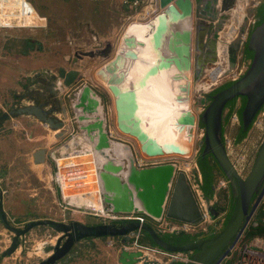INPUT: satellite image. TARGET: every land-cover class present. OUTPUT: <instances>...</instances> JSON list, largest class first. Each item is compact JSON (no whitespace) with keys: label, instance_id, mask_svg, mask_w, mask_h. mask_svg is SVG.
Wrapping results in <instances>:
<instances>
[{"label":"water","instance_id":"obj_1","mask_svg":"<svg viewBox=\"0 0 264 264\" xmlns=\"http://www.w3.org/2000/svg\"><path fill=\"white\" fill-rule=\"evenodd\" d=\"M234 3L235 0H158L159 11L154 15L157 20V33L148 38L129 34L125 37L132 41L142 38L144 43L149 39L155 52L153 59L145 57L147 50L143 49L138 59H132V54L120 46L121 41L118 52H114L112 56L109 54L111 44L108 41L104 46L97 44L93 50L81 51L77 54L104 58L105 76L113 99L116 127L123 134L136 139L143 155L181 156L189 149L180 143L158 137L148 128L147 121L139 108L140 85L156 81L163 68H174L176 72L171 76L174 81L179 75L184 77L189 73L191 75L193 70L195 79L205 75L208 65L217 62L216 45L219 32L230 18L229 12ZM257 6L250 7L247 12H253ZM246 20L247 18L243 19L238 32L229 44V70L234 65L237 52L242 50L245 44L247 49L252 51L247 68L229 86L209 95L215 86L213 85L209 92H204L203 98H200V103L204 105L199 116L204 127L203 137L198 142L201 156L211 154L217 167L228 179L232 202L227 221L216 233L206 238L175 244L163 239L160 235L162 232L147 221L85 224L78 220L65 222L44 218L34 219L26 222L22 227H17L11 223L3 209L0 190V221L12 233L10 244L2 255L12 254L19 246L23 235L33 227L45 224L50 225L59 235L52 245L54 249L37 264H54L60 259L66 261L74 245L86 238L118 236L122 244H125L130 241V233L138 229L148 234L154 244L163 250L188 252L190 260L185 264H218L229 255L250 223L264 195V135L245 177H241L231 164L222 141V117L228 101L234 97H245L241 111L243 130L249 127L258 111L264 106V20L254 26L245 38ZM59 76L63 79L62 84L68 87L79 75L77 70L65 71L60 68ZM89 87L85 84L77 90V93L81 91L78 105L88 110L90 106L85 102V98ZM52 110L43 102L33 100L31 104L3 111L0 114V122L14 115H32L53 129L66 126L64 121L51 115ZM80 129L87 130L95 149L101 150L111 145V135L105 129L102 119L90 121L86 126L81 125ZM55 135L59 137L61 133ZM189 147L191 150V145ZM45 152V148L35 150L34 162H44ZM122 168L123 165L119 168L115 164L106 162L98 170L102 200L113 212L143 213L154 218L164 216L170 220L192 225L201 223L207 214L210 218L207 226L212 225L217 211L208 205L207 198L203 196L201 190L199 196L203 203L197 200L185 171L179 170L176 163L167 161L140 167L133 160L130 165H125V174L120 172ZM135 198L143 207L137 206ZM117 260L120 264H160L157 259H149L142 250L128 249L124 246L121 247ZM174 262L172 260L166 264H174Z\"/></svg>","mask_w":264,"mask_h":264},{"label":"rangeland","instance_id":"obj_2","mask_svg":"<svg viewBox=\"0 0 264 264\" xmlns=\"http://www.w3.org/2000/svg\"><path fill=\"white\" fill-rule=\"evenodd\" d=\"M29 1L34 5L37 12L45 18L44 21L40 23L39 21L28 22L33 26L28 24L12 27L0 26V83L4 84L8 81V87L0 86V114L3 111L31 104L33 100H37L43 102L48 109L52 108L51 115L64 121L68 129L66 126L57 129L50 128L32 115H14L0 122V184L7 188L12 198H18L15 202L19 203V205L15 204L16 207L13 209L8 208L13 219L11 223L14 226L22 227L26 222L44 218L65 222L78 220L85 224L109 222L75 207L74 204H80L76 199L62 198L54 179L56 166L52 159L54 154L52 150L66 143L72 136L79 144H83L81 123L77 119L72 97L80 87L86 84L101 98L105 129L111 133V140L128 144L132 148L135 159L144 156L136 139L123 134L115 125L112 95L105 84L98 80L95 75L97 69L105 62L104 58L78 56L77 54L81 51L93 50L97 44L104 46L105 39L110 38L112 47L109 54L112 56L118 38L125 33L129 24L136 19L145 21L139 19L141 16L138 13L143 9L146 10L144 8L146 2L138 7H133L125 4L124 0ZM237 13L234 11V15L239 18ZM247 14L254 17V11L247 12ZM232 16L233 14L220 30L219 36L223 40H225V32L233 27L232 21H235L236 24L237 18H232ZM237 28L239 29V27ZM238 29L233 36L236 35ZM106 32L108 35H103ZM246 37L247 35H245ZM228 47L229 45L225 46L219 40V50H226L229 53ZM248 62L249 59L242 58L241 50L238 51L233 67L226 71L227 74L224 73L218 78L215 86L232 80L235 76L237 77L241 69L244 71V68H247ZM6 64L10 65V68L4 67ZM216 65L209 64L208 69H212ZM60 68L65 71L77 70L79 76L70 86L65 87L62 84L63 79L59 76ZM4 70H8L6 75L2 73ZM193 71H191V93L188 104L190 107L191 102L192 109L196 110L199 107L200 110L195 112V136L187 158L190 161L189 170L181 166L182 158L179 155H164L161 157V161L174 162L180 168L179 170L185 171L197 200L202 202L197 187L201 177L196 163L201 149L198 142L204 133L203 124L199 120L201 110L204 108V105L200 103V98H203L204 92H209L210 86L214 84L216 78H210V81L213 80L208 83L210 81L207 80L206 74L195 79ZM2 75L6 77L2 78ZM200 79H205V82L201 85L203 91L198 92L196 90L197 80ZM235 103L238 105L237 101ZM238 127L239 122L233 123L228 120L224 125L223 134L233 139ZM52 130H57L61 136L56 137L55 134H52ZM263 134L264 126H251L246 137L238 143H234L231 157L234 158L242 154L253 156ZM40 148L46 150L45 161L35 163L33 152ZM55 155L57 157L60 153L56 152ZM81 157L85 158L86 156L82 154ZM63 163H65V159H61V164ZM88 171H91V168ZM219 178V175L215 178L217 190H215L213 200H216L219 205H225L229 188L218 187ZM81 203L87 202L81 201ZM103 204L108 205L104 202ZM66 206L68 208H65ZM254 216L255 214L253 218ZM146 221L154 227L158 225V222L152 217L147 216ZM207 221H210L209 216ZM7 234L10 237L12 235L9 230H7ZM57 235L59 234L50 225L33 227L20 238L22 248L18 247V253H16L18 248L13 252L17 256L14 261L16 260L17 264H37L48 256L49 248L55 244ZM243 235L244 232L236 243L235 249L229 255L226 264L238 261L239 251L248 241L243 239ZM122 246L121 238L118 236L82 239L70 250V255L66 261L62 259L55 264H120L117 259ZM146 255L149 259L160 258L161 264L167 262L165 259L162 260L159 255H154L151 252Z\"/></svg>","mask_w":264,"mask_h":264},{"label":"bare ground","instance_id":"obj_3","mask_svg":"<svg viewBox=\"0 0 264 264\" xmlns=\"http://www.w3.org/2000/svg\"><path fill=\"white\" fill-rule=\"evenodd\" d=\"M153 8L154 4L151 3L146 7L148 10ZM27 11L28 17L31 21L38 20L39 16L32 8H28ZM234 11L237 12V10L232 8V10L229 12L230 16L233 14L232 18L235 17ZM237 14L239 15V18L237 17L238 20H243L247 17L246 12L241 11ZM154 15L145 21L138 19L133 20L132 23L126 28L125 33L122 34L120 38H118L114 52H118L119 43L121 41L120 46L132 54V59L139 58L141 49L148 51H146L145 57L148 59H153L155 57V52L151 47L149 39H147V43H144L142 38H136L135 41H132L125 37L129 34L134 36L137 35L138 37L146 36L148 38L149 36L157 33V20L154 18ZM186 23L187 22H185V24ZM230 32L231 31L229 30V33ZM220 33L221 31L219 34ZM232 39L233 36H228V33H225V40L221 39V36H219L216 45L217 62H215V64L217 65L213 69H208V71L206 70L207 80L208 77H214L217 81L218 77L222 76L224 73H226V71L229 70V53H227L226 50H219L218 43L219 40H221L223 44L227 46L230 44ZM104 64L105 62L101 64V66L95 72V75L97 79L105 84L106 88L109 90V82L105 76L106 71L104 70ZM174 72H176L174 68H163L161 69L156 81L152 83L147 82L141 84L138 102L141 114L146 119L148 128L153 133H155L160 138L180 143L189 149L186 154L181 155V166L188 170L190 161H188L189 159L187 160V158L191 151L189 146L191 145V148L193 146L196 127V115L194 112H197L200 108L198 107L195 110L194 108H191V102L190 107L188 104V98L191 93L190 73L189 75H186L187 77L179 75L176 78L177 80L174 81L171 77L174 75ZM212 80L208 83H211ZM197 82L198 85L196 90H198V92L203 91L201 85L204 84L205 79L197 80ZM80 94L81 91L78 93L76 91V93L73 94L72 103L74 105L76 116L81 122V125L86 126L90 121L101 119L105 123L103 105L100 96L91 87L87 89L85 102L90 106V110H88L87 108L83 109L78 105ZM52 131H55V134L57 133V130ZM94 132H96V130ZM87 133V130L82 131L81 137L84 139L83 145L91 148V152L89 154L83 152L75 156L58 158L57 162L59 165V176L62 180L63 196H70L72 198L74 196V199H76L79 203H81V201H86V204L92 205L94 208H98L102 205V188L100 186V180L98 179L99 168L106 162L115 164L119 168L123 165L124 168L120 169V172L125 174V165H130L133 163V160L135 161V159H133L134 154L132 148L128 144V146H126V143L123 142H114L111 140V145L108 148H103L101 150L95 149L90 138V134ZM185 140L188 141L186 142ZM82 154L86 157H81ZM61 159H65V163L61 164ZM85 160L88 161L86 162ZM90 168L91 171H88ZM72 171L73 173L76 172L80 174L75 177L68 176L69 172ZM135 202L139 208L142 206L141 202L137 198H135Z\"/></svg>","mask_w":264,"mask_h":264},{"label":"built area","instance_id":"obj_4","mask_svg":"<svg viewBox=\"0 0 264 264\" xmlns=\"http://www.w3.org/2000/svg\"><path fill=\"white\" fill-rule=\"evenodd\" d=\"M145 2H146V5L144 7L145 9H146L148 4H150V3L154 4L153 9H151V10H148V9L144 10L143 9V11L138 13V15L141 16V18H139V19L147 20L148 18H150L152 15L156 14L159 11L158 0H124L125 4H128V5L133 6V7H138L141 4H144ZM259 2H260L259 0H235L233 9L237 10V12L242 11V12L247 13V10L250 7L257 6L259 4ZM30 5L33 6L31 4V2H30ZM246 15H247V20H246V25H245L244 36L250 32V30L255 25V21H256L255 17L249 16L248 14H246ZM237 17L238 16L236 15L235 19ZM41 18H43V21H44L45 18L44 17H41ZM27 19H30L28 17V15L25 14L24 11L22 12V10H20L18 7H13V5H11V3L7 2V3H1L0 4V26L1 27H12V26H16V25L23 26L25 24H28ZM241 21H243V20L236 19V24L234 23L235 21H232L233 27H230L231 32L229 33V31H226L225 33H228V36L230 35L232 37L233 34H235L237 27H239V24L241 23ZM28 25H31V24H28ZM245 69H246V67L244 68V71H245ZM244 71L241 69L239 75L237 77L236 76L233 77L232 80H236L237 78H239L243 74ZM208 81H210V77H208ZM217 81H215L214 84H211L210 87L215 85L217 83ZM229 120H231L233 123L239 122V118H238V115L236 113V110H234L231 113ZM251 126H256V127L264 126V109L263 108L254 117V119L252 120ZM109 135H111V133H109ZM262 139H263V137H262ZM234 143H235V138L231 139V138H228L225 134H223V144H224L227 156H228L231 164L233 165V167L235 168V170L237 171V173L241 177H245L247 175L248 171L250 170L252 164H253L255 153L253 156L242 154V155H238V156L232 158L231 152L234 148ZM52 152L54 153L52 155V159L54 160L55 166H56V172H55L54 179L58 185L61 196L63 199H66V198L72 199V197H70V196H66V197L63 196L62 180L59 176V165H58L57 160L60 157L75 156V155L81 154L83 152L89 154L91 152V148L86 147L81 143L79 144L77 141L74 140V137L72 136L66 143H63L61 146H58L56 149H53ZM56 152L60 153V155L57 157L55 155ZM161 159H162L161 157H156V156L150 157V156L144 155V156H140L137 159H135V162L137 160L136 164L138 166L142 167V166H148V165H155V164L163 163L161 161ZM78 174H80V173H76V172L73 173V171H72V172H69L68 176L75 177ZM217 186L223 187V188H229L228 179L224 175H221L219 180H218ZM197 187H198V184H197ZM199 192L200 191H198V194H199ZM74 198L75 197L73 196V199ZM101 203H102L101 207H98V208H94V207H92V205H88L86 203L74 204V206L81 208L82 210H84L83 212H85V213L100 217V218L107 220L109 222L118 223V222L130 221V220H136L140 223L146 222V217H147L146 214H143V213L139 214V213H135V212H127V213L113 212L109 205L103 204L102 197H101ZM260 204L264 205V195L262 197ZM65 208H68V207L66 206ZM70 209H72V208H70ZM207 217H208V215L206 214L205 219L197 225H192V224L182 222V221H178V220H170V219L165 218L164 216H162L160 218H154V217H152V218L156 222H158V225L156 226V228L162 233H164V232L173 233V232H178V231H184L186 233L196 234V233L205 232L207 230V228L209 227V226H207V222H206ZM253 221H254V218L252 217L249 224L253 223ZM263 221H264V219H263ZM249 224H248V226H249ZM254 224H256V222H254ZM140 234H141L140 229L135 230L132 233H130V239H132V240L123 244V246L125 248H128V249H134V250L140 249V250H142L143 254L151 252L154 255H159L160 257H162V260L165 259L167 261L166 263H168L169 261H172V260L181 261V262L186 263L190 260V254L188 252H169V251H166V250L159 248L158 246L151 247V246H146V245L139 243ZM235 246L230 251L229 255L235 249ZM239 252H240V257H239L238 261L237 262L235 261L234 263H230V264H264V237L259 236V235L253 236L250 240H248L243 245L242 249ZM229 255H227L218 264H226V262L228 261V259L230 257Z\"/></svg>","mask_w":264,"mask_h":264},{"label":"trees","instance_id":"obj_5","mask_svg":"<svg viewBox=\"0 0 264 264\" xmlns=\"http://www.w3.org/2000/svg\"><path fill=\"white\" fill-rule=\"evenodd\" d=\"M29 1V0H28ZM30 2V1H29ZM254 17L256 19L255 25H258L264 20V1H262L255 9H254ZM253 26V27H254ZM245 52L242 55V58L244 59H250L252 56V51L248 50L246 47V44L244 46ZM234 80H229L222 85H220L218 88H216L212 93H215L219 91L222 88H225L229 86ZM236 98L234 97L230 101H228L225 105L226 111L223 113L222 117V137H223V132H224V125L225 123L229 120V117L231 113L236 110V113L239 118V127L237 129V132L235 134V143H238L241 141L243 138L246 137L248 130L250 129L251 124L246 130H243L241 127V111L245 103V97H243V100L241 104L236 107ZM263 107V106H262ZM261 107V109H262ZM260 109V110H261ZM223 141V139H222ZM196 163L199 169V173L201 176V183L199 184V188L201 189L203 196L211 198L213 196V189H212V184L216 178L217 175L223 173L220 171V169L217 167L216 163L214 162L213 157L210 154H206L205 156H201V149L200 152L197 156ZM232 205L230 208V211L225 219V222L227 221L230 213H231ZM264 205L261 204L255 213L254 216V221L253 223L249 224L248 228L244 231L243 239L245 241L250 240L253 236L259 235L263 236L264 235ZM256 222V224H254ZM225 224V223H224ZM163 239H165L167 242H173L175 244H180L189 240H192L195 237V234H190V233H183V234H178L177 232H164L160 233ZM139 243L146 245V246H151L154 247L156 246L154 242L149 238L148 234L144 233L141 231L140 237H139ZM174 264H185L184 262L181 261H175Z\"/></svg>","mask_w":264,"mask_h":264},{"label":"crops","instance_id":"obj_6","mask_svg":"<svg viewBox=\"0 0 264 264\" xmlns=\"http://www.w3.org/2000/svg\"><path fill=\"white\" fill-rule=\"evenodd\" d=\"M264 1V0H263ZM11 3V5H13V7H18L20 10H22V12L24 11V13L25 14H27L28 15V11H27V9L28 8H32L35 12H36V14L39 16L38 17V20L37 21H39V22H41V21H43V18H41V17H43L42 15H40L38 12H37V10L35 9V7H34V5L33 6H31L30 5V2L28 1V0H0V4L1 3ZM260 2H262V1H260ZM124 6H126V5H124ZM27 21L29 22V23H35L36 21H31L30 19H27ZM32 25V24H31ZM33 26V25H32ZM124 34V33H123ZM103 35H108V32H106V33H103ZM122 36V35H121ZM107 39V40H106ZM105 39V42L106 41H108V42H110L109 40H110V38H106ZM110 44H111V42H110ZM112 47V46H111ZM10 65H5L4 67H8V68H10L9 67ZM8 71V70H7ZM7 71H2V73L3 74H5L6 75V73H7ZM5 75H2L1 77L2 78H5L6 76ZM0 81H1V78H0ZM7 84H8V81H6L4 84H1L0 83V86H2V87H8L7 86ZM192 108V107H191ZM200 110V109H199ZM195 113V112H194ZM67 128V127H66ZM69 133V132H68ZM52 134H55V131H52ZM189 170V169H188ZM0 190H1V192H2V206H3V209H4V211H5V213H6V215H7V217H8V219L11 221V222H13V219H12V217L10 216V214H9V212H8V208L10 209V207L13 209L14 207H16L15 206V204H17V205H19V203L18 202H15L18 198H12L11 197V194H9V192H8V190H7V188L6 187H2L1 186V184H0ZM8 193V194H7ZM156 228V227H155ZM8 237H9V239H10V241H11V237H10V235H8L7 234V229L4 227V225L2 224V222L0 221V264H17V261L15 260L14 261V258H16L17 256H16V254H14V253H12V254H10V255H6V256H3L2 255V252L9 246V239H8ZM19 248H22L21 247V243L19 244V246H18ZM17 247V248H18ZM16 248V249H17ZM19 248L16 250V253H18L19 252ZM157 258V257H156ZM157 260H158V262H159V260L161 261V259L160 258H157ZM161 263V262H160ZM27 264V263H26Z\"/></svg>","mask_w":264,"mask_h":264},{"label":"flooded vegetation","instance_id":"obj_7","mask_svg":"<svg viewBox=\"0 0 264 264\" xmlns=\"http://www.w3.org/2000/svg\"><path fill=\"white\" fill-rule=\"evenodd\" d=\"M244 52H245V48H243L242 50H241V54L243 55L244 54ZM231 81V80H230ZM225 83V82H224ZM220 85H222V84H220ZM220 85H216V86H214L213 87V90L212 91H210L209 92V95H212L213 93V91L216 89V88H218ZM242 100H243V96H240V97H237L236 98V101H237V103H238V105H236V107H238L240 104H241V102H242ZM262 108H264V106L262 107ZM260 111V110H259ZM258 111V112H259ZM257 115V114H256ZM211 155V154H210ZM215 162V161H214ZM222 174H219V176H221ZM200 183H201V181H200ZM212 189H213V196L211 197V198H208V197H205V198H207V201H208V205H210L212 208H214L216 211H217V216H216V218L213 220V222L211 223L212 225H210L208 228H207V230L205 231V232H202V233H196L195 234V237L193 238V239H202V238H206V237H208V236H211V235H213L214 233H216L223 225H224V223H225V219H226V217H227V215H228V213H229V211H230V208H231V205H232V202H231V198H230V196L228 195V198H227V202H226V204L225 205H219L218 203H217V201L216 200H213L214 198H215V190H217V187H216V184H215V180H214V182H213V184H212ZM198 189H199V191L201 190L200 188H199V183H198ZM121 222H118L117 224H120ZM13 224V223H12ZM11 237H12V235H11ZM51 248V249H50ZM49 248V252L48 253H50L51 252V250H53L54 248H53V246L52 247H50ZM60 260H62V259H60ZM60 260H58V261H60ZM57 262V261H56ZM55 262V263H56ZM54 263V264H55Z\"/></svg>","mask_w":264,"mask_h":264}]
</instances>
